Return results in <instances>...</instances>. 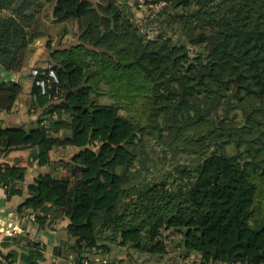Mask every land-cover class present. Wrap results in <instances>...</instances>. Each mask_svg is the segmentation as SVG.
I'll use <instances>...</instances> for the list:
<instances>
[{
  "label": "trees",
  "instance_id": "obj_1",
  "mask_svg": "<svg viewBox=\"0 0 264 264\" xmlns=\"http://www.w3.org/2000/svg\"><path fill=\"white\" fill-rule=\"evenodd\" d=\"M129 1L139 0H0V67L19 72L45 39L57 77L35 67L47 83L30 89L34 126L0 122V158L31 148L49 168L17 216L64 231L53 253L76 264L116 248L158 258L166 231L194 264H264V0H140L165 3L153 36ZM41 15L63 24L55 46ZM67 23L74 40L62 43ZM21 92L0 77V110ZM25 176L0 162L7 198L23 196ZM3 242L17 248L9 264L45 261L25 234Z\"/></svg>",
  "mask_w": 264,
  "mask_h": 264
},
{
  "label": "crops",
  "instance_id": "obj_2",
  "mask_svg": "<svg viewBox=\"0 0 264 264\" xmlns=\"http://www.w3.org/2000/svg\"><path fill=\"white\" fill-rule=\"evenodd\" d=\"M68 34L64 37L66 38ZM42 40V41H41ZM46 40L38 39L31 50L27 54L23 66L19 72H9L0 67V77L5 82L20 83L22 92L15 100L10 111L0 110V122L2 127H21L30 128L34 126L37 116L30 114V89L33 83V77L30 74L32 68L45 66L47 64ZM31 148L16 149L4 157L0 158V162L18 163V165L26 168V176L23 182V196H12L7 198L4 191L0 189V252H9L17 249L14 246L4 247V237L9 236L7 233L25 234L29 238L31 236L39 242L41 249L44 251V257L50 254L51 244H57L61 240L66 239V234L62 230H51L45 228L38 230L33 223L32 215L20 218L16 214L17 205L20 204L26 194V186L34 181V179L43 172H46L48 167H40L35 161L29 159ZM68 148L57 149L50 153L52 159L57 160L63 158ZM62 229V228H59ZM62 238V239H61ZM51 248V249H50ZM46 262H48L45 259Z\"/></svg>",
  "mask_w": 264,
  "mask_h": 264
},
{
  "label": "rangeland",
  "instance_id": "obj_3",
  "mask_svg": "<svg viewBox=\"0 0 264 264\" xmlns=\"http://www.w3.org/2000/svg\"><path fill=\"white\" fill-rule=\"evenodd\" d=\"M129 6L131 7V11L134 14V18L137 23L139 24L143 23V25L145 26L146 20L147 21L149 20L148 21L150 22L148 24L149 28L148 26L147 27L145 26V28H142V29L144 33L148 32L149 36H153L156 30H151V29L154 28L156 23H153V24L151 23L154 21L149 16L148 6H146L145 4H142L140 0L138 2L129 1ZM41 17H42V20L48 26V32L52 36V39H53L52 45L54 46L57 45L59 41L57 40L59 38L58 31L63 24H53L50 22V19L46 18L44 15H41ZM66 27L69 33L66 38L62 37V40H61L62 43H68L74 40L73 24L67 23ZM111 101L112 99L109 98L108 96H101L99 98V102L101 103H109ZM131 106H130V109H131ZM57 172H58V175L63 174V170H58ZM7 234L10 235L11 233H7ZM164 235H165L166 243L168 245V252L158 258H148L146 254L138 253L132 249L128 250L127 248H121V249L116 248L113 250V252L109 253L107 258L103 257L105 259H102V260L99 257L96 258L95 259L96 261L94 260L95 262L93 264H194V263H198L197 259L193 255L189 257H185V252L182 249L181 244H180L181 236L179 234L170 233V231H166ZM30 239L34 240L32 236ZM55 245H53L52 247V244H51L52 249L50 248L51 249L50 254H47V256L44 257L48 262H56L59 264H76L75 258H71V257L65 258V257L55 256V254L53 253V248ZM0 253L4 255L9 252L7 251L4 253L2 252ZM17 253L20 254V252H17ZM46 263L47 262L44 261L43 264H46ZM209 264H222V263L211 262Z\"/></svg>",
  "mask_w": 264,
  "mask_h": 264
},
{
  "label": "built area",
  "instance_id": "obj_4",
  "mask_svg": "<svg viewBox=\"0 0 264 264\" xmlns=\"http://www.w3.org/2000/svg\"><path fill=\"white\" fill-rule=\"evenodd\" d=\"M164 4L165 3L163 1H159L156 3H149L148 9H149L150 18H152V19L155 18L157 16V14L162 10ZM46 68L47 69H46V72L44 74H46L47 77L51 78L54 82H56L57 77H56L53 69L51 68V66L47 64ZM30 74L33 77V81L35 82V84L40 87L41 91L42 92L45 91V85L47 83V79H45L43 77L38 78V75H40V71L37 68H32L30 71ZM32 220H33V218H32ZM9 263H10V260L0 253V264H9ZM83 264H90L89 259H84ZM236 264H239V263H236Z\"/></svg>",
  "mask_w": 264,
  "mask_h": 264
}]
</instances>
